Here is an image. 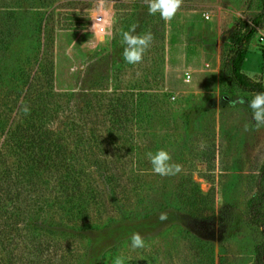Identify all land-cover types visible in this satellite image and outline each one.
Wrapping results in <instances>:
<instances>
[{
  "label": "rangeland",
  "instance_id": "obj_1",
  "mask_svg": "<svg viewBox=\"0 0 264 264\" xmlns=\"http://www.w3.org/2000/svg\"><path fill=\"white\" fill-rule=\"evenodd\" d=\"M9 12L21 29L0 42L4 119L25 120L15 116L23 75H53L61 97L42 121L78 156L74 207L88 215L0 214V264H264V125L248 107L255 95L224 68L231 36L260 16L243 73L264 86L261 0H181L168 21L150 15L147 0H0ZM99 13L103 38L92 23ZM133 27L152 39L129 64L122 38ZM158 150L180 170L154 173L147 154ZM11 201L1 203L14 210ZM134 233L143 247H131Z\"/></svg>",
  "mask_w": 264,
  "mask_h": 264
},
{
  "label": "trees",
  "instance_id": "obj_2",
  "mask_svg": "<svg viewBox=\"0 0 264 264\" xmlns=\"http://www.w3.org/2000/svg\"><path fill=\"white\" fill-rule=\"evenodd\" d=\"M261 1L264 5V0ZM19 15L14 12L0 13V42L6 46L20 32ZM259 19L260 16L253 18L231 36L233 49L225 56L224 62V68L237 88L254 95L264 92V86L246 76L243 67L257 34ZM262 57L264 59V51ZM38 71L20 79L28 89L21 90L23 102L15 116L25 118L24 121L5 120L6 113L0 108V214L30 220L42 213L55 217L63 214L70 220L84 219L87 211L74 207L82 198L81 174L75 168L78 156L69 151L68 142L61 133L45 129L46 123L42 121L50 117L51 105L61 96L51 91L53 75L42 76ZM39 82H47L50 89L43 93L33 91L32 86ZM17 104L18 101L15 106ZM49 198L54 206L45 210L44 202ZM3 199L12 200L15 209L7 208L5 203H1ZM25 203L29 210L22 208ZM33 219L37 220V217ZM13 228L18 230L17 225Z\"/></svg>",
  "mask_w": 264,
  "mask_h": 264
},
{
  "label": "clouds",
  "instance_id": "obj_3",
  "mask_svg": "<svg viewBox=\"0 0 264 264\" xmlns=\"http://www.w3.org/2000/svg\"><path fill=\"white\" fill-rule=\"evenodd\" d=\"M181 0H147L148 13L150 15L159 13L160 17L166 21L171 20L177 9L179 8ZM134 27L123 33L122 43L124 45L122 57L123 60L129 64H136L141 61L142 54L148 47L152 37L151 34L143 36L132 35ZM243 103L244 101L237 98L233 103ZM248 107L252 110V119L256 126L264 125V92L257 93L249 102ZM148 159L152 166V171L161 176L171 175L180 170L179 165H172L169 163L170 155L165 150H158L153 153H148ZM165 217L162 215L161 219ZM132 248H141L144 246V241L139 234L134 233L130 237ZM114 264H123L120 257L114 258Z\"/></svg>",
  "mask_w": 264,
  "mask_h": 264
},
{
  "label": "built area",
  "instance_id": "obj_4",
  "mask_svg": "<svg viewBox=\"0 0 264 264\" xmlns=\"http://www.w3.org/2000/svg\"><path fill=\"white\" fill-rule=\"evenodd\" d=\"M92 23L97 36L103 38L108 31V21L106 16L101 13L96 14L92 19ZM260 45L262 51H264V35H262ZM188 80H190V76H188Z\"/></svg>",
  "mask_w": 264,
  "mask_h": 264
},
{
  "label": "crops",
  "instance_id": "obj_5",
  "mask_svg": "<svg viewBox=\"0 0 264 264\" xmlns=\"http://www.w3.org/2000/svg\"><path fill=\"white\" fill-rule=\"evenodd\" d=\"M246 61H247V59H246Z\"/></svg>",
  "mask_w": 264,
  "mask_h": 264
}]
</instances>
